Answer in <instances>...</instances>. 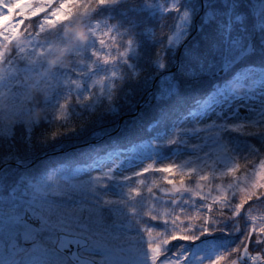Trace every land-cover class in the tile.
I'll list each match as a JSON object with an SVG mask.
<instances>
[{
    "label": "snow or ice",
    "instance_id": "6c2138e0",
    "mask_svg": "<svg viewBox=\"0 0 264 264\" xmlns=\"http://www.w3.org/2000/svg\"><path fill=\"white\" fill-rule=\"evenodd\" d=\"M0 264H264V0H0Z\"/></svg>",
    "mask_w": 264,
    "mask_h": 264
},
{
    "label": "rangeland",
    "instance_id": "374dc122",
    "mask_svg": "<svg viewBox=\"0 0 264 264\" xmlns=\"http://www.w3.org/2000/svg\"><path fill=\"white\" fill-rule=\"evenodd\" d=\"M72 25H69V29H68V40L65 42V46H68L69 44H71L72 42ZM61 54L60 53H57L55 55H53L52 57L49 58V61L52 59H54V61L57 59V56L59 57Z\"/></svg>",
    "mask_w": 264,
    "mask_h": 264
},
{
    "label": "trees",
    "instance_id": "16d2710c",
    "mask_svg": "<svg viewBox=\"0 0 264 264\" xmlns=\"http://www.w3.org/2000/svg\"><path fill=\"white\" fill-rule=\"evenodd\" d=\"M57 58H58V56H57ZM51 61H54V59L51 58Z\"/></svg>",
    "mask_w": 264,
    "mask_h": 264
},
{
    "label": "clouds",
    "instance_id": "9594fccd",
    "mask_svg": "<svg viewBox=\"0 0 264 264\" xmlns=\"http://www.w3.org/2000/svg\"><path fill=\"white\" fill-rule=\"evenodd\" d=\"M49 62L51 63L52 61L50 60Z\"/></svg>",
    "mask_w": 264,
    "mask_h": 264
}]
</instances>
